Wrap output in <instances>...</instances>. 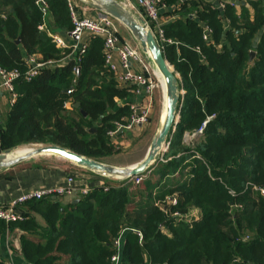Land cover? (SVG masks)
Instances as JSON below:
<instances>
[{
	"label": "trees",
	"instance_id": "obj_1",
	"mask_svg": "<svg viewBox=\"0 0 264 264\" xmlns=\"http://www.w3.org/2000/svg\"><path fill=\"white\" fill-rule=\"evenodd\" d=\"M46 1L54 28L69 32L67 0ZM242 2L239 12L192 4L162 25L171 40L163 54L185 92L163 159L139 183L106 179L67 202L30 199L18 204L22 220H0V233L18 231L27 263L111 264L122 235L119 264H264V196L252 188H264V2ZM0 10V67L23 74L41 64L14 83L0 152L39 143L99 161L114 154L107 132L130 107L116 101L127 92L103 65L102 39L93 37L79 54L38 29L46 17L35 0H0ZM200 129L196 145L183 142Z\"/></svg>",
	"mask_w": 264,
	"mask_h": 264
},
{
	"label": "built area",
	"instance_id": "obj_2",
	"mask_svg": "<svg viewBox=\"0 0 264 264\" xmlns=\"http://www.w3.org/2000/svg\"><path fill=\"white\" fill-rule=\"evenodd\" d=\"M35 4L43 10V18L46 17V9L48 3L46 0H35ZM71 21L73 28L67 32L69 37L77 35L78 38L84 33H89L92 37H99L102 39V53L103 65L106 70L111 73L114 78L124 87L134 88L135 93L144 92L145 99L141 102L130 103V114L122 117L119 121H115V128L109 130L107 135L112 144L121 146L122 141L119 139L120 133L131 132L135 128L144 126L148 123L149 116L151 115L154 107V93L160 82L155 73V66L150 57L142 53L137 47L132 46L129 42L120 38L116 28V20L109 15L102 14L96 20L80 17L75 5L71 0H67ZM123 6L138 7L140 16L144 20L146 27L152 32L155 40L159 46L170 43L171 40L165 38L163 31L162 11L166 8L165 0H133V3H123ZM0 18H5V14L0 10ZM38 29L46 31L51 40L60 48H72V51H79L82 54L87 47L86 43L69 44L65 38L50 31L45 21L38 25ZM211 36V28L207 25L203 26L202 38L209 40ZM77 38V40H78ZM33 61V59H31ZM35 67H30L25 73L22 74L20 70L4 69L0 67V88L7 91L10 95V105L16 99L14 90V83L16 80L23 78L29 80L37 72V68L41 66L35 63ZM68 103H65L67 107ZM121 130V131H120ZM166 149L168 143L165 145ZM162 160V158H161ZM149 172L134 176L130 178L135 183H139ZM264 196V188H256ZM91 188L83 186L77 191L74 185V178L67 176L63 183L54 187H45L36 189L13 199L8 205L0 206V220L6 223L20 221L23 219L22 210L18 204L30 200L40 199L46 196H74L76 194H86ZM170 203L175 204L176 199L172 197ZM116 253L111 257V264L120 263L121 244L119 237L115 241ZM6 264H13L8 262Z\"/></svg>",
	"mask_w": 264,
	"mask_h": 264
},
{
	"label": "crops",
	"instance_id": "obj_3",
	"mask_svg": "<svg viewBox=\"0 0 264 264\" xmlns=\"http://www.w3.org/2000/svg\"><path fill=\"white\" fill-rule=\"evenodd\" d=\"M75 5L76 10L80 17H86L93 20L98 19L102 16V12L92 8L91 6L84 3L82 0H71ZM122 5L125 2L133 3V0H117ZM166 1V0H165ZM264 2V0H262ZM242 3H245L243 0ZM192 4L198 6L199 9H204L209 4H214L220 10H223L224 6L229 4L233 5L236 10L239 12V0H178L176 3H166V8L162 11V21L163 24L172 22L176 19H180L181 15L178 13L180 10L185 9ZM250 12H252L251 7L246 4ZM129 12L135 16H140V10L138 7H125ZM195 12H193L192 16ZM226 23V20H225ZM45 24L47 28L53 33L58 34L59 36L65 38L69 44H80L86 43L87 46L90 43V40L93 38L89 33H84L81 35L78 40L69 37L67 32L57 31L53 25L52 16L48 13L45 18ZM118 34L121 39L129 42L134 40L130 31L120 22L116 20L115 22ZM205 26L204 23L201 24ZM257 40V39H256ZM110 74V77L114 80L115 86L118 88H123L127 92V96L124 100L117 99L118 103H136L141 102L145 99L144 92L135 93L134 88L124 87L120 84L114 76ZM161 83V81H159ZM163 84L161 83V91L164 97ZM10 95L7 91L0 88V130L3 127L5 116L10 109ZM154 108V107H153ZM153 113V111H152ZM151 113V114H152ZM146 125L135 128L131 132L120 133L119 139L122 141L121 147L126 148L131 140H134L137 135L144 129ZM55 159L57 158L54 156ZM68 161V160H65ZM24 163V162H23ZM15 164L9 168L0 169V206L8 205L13 199L25 194L27 192L41 189L45 187H54L63 183L64 179L67 176H72L74 178V185L79 192L80 188L87 186L89 188H95L104 185L105 178L103 176L86 170L85 168L79 167L76 164L68 161L67 164L60 166H46L44 163H35L24 166H19ZM73 169V170H71ZM18 231L6 229L4 232L0 233V260L5 263L11 262L13 264H29L27 263L21 255L20 244L18 240ZM122 235L119 237V242L122 248Z\"/></svg>",
	"mask_w": 264,
	"mask_h": 264
},
{
	"label": "water",
	"instance_id": "obj_4",
	"mask_svg": "<svg viewBox=\"0 0 264 264\" xmlns=\"http://www.w3.org/2000/svg\"><path fill=\"white\" fill-rule=\"evenodd\" d=\"M82 1L92 8L99 10L103 14L111 16L123 24L130 31L138 49L150 57L154 66L162 74L165 83L164 117L156 129L144 157L138 162L126 167H117L107 164L102 161L78 154L60 145L47 144L32 148L29 152L22 155L13 156L11 150L0 152V169L13 166L36 155L53 154L68 160L79 167L85 168L86 170L104 177L130 179L150 170L151 166L155 162L156 155L161 150L163 152L166 151V146L164 145L168 143L167 138L170 136V133L173 132L179 119L177 110V104L180 95L177 83L178 74L174 71V67L166 60L162 48L155 40L152 32L146 27L144 20L141 17L131 14L129 10H127L125 6H123L117 0ZM72 37L75 39L78 38V36L75 34L72 35ZM18 41L19 39L17 42ZM250 55L252 57L254 52L250 51ZM35 66L36 64L33 63L32 67ZM76 71L77 74H79V68H77ZM71 90L72 87L65 91L69 93ZM74 106L78 107L79 103H74ZM83 115H85L84 112ZM90 131H93V129H90ZM54 197L55 196H53V198Z\"/></svg>",
	"mask_w": 264,
	"mask_h": 264
},
{
	"label": "rangeland",
	"instance_id": "obj_5",
	"mask_svg": "<svg viewBox=\"0 0 264 264\" xmlns=\"http://www.w3.org/2000/svg\"><path fill=\"white\" fill-rule=\"evenodd\" d=\"M129 43L132 46L137 47L134 40L129 41ZM160 85H161V83H160ZM179 91H180L181 95H183L185 92L183 89H180ZM163 103H164V97H163V94L161 91V86H158L155 90V93H154L153 113L149 116L148 123L146 124L144 129L139 133V135H137V137H135L134 140H131V142L129 143V145L126 148H122L121 146L118 147V145L113 144L117 151L112 155H109V156L102 158V162L107 163V164H111V165H114L117 167H126V166L132 165V164L138 162L139 160H141L144 157V155H145V153H146V151L150 145L151 139H152V137H153L158 125H159V122L162 118ZM67 106H69V104H67ZM197 132L198 133H196V132L195 133H184L183 138H182L183 142L185 144H187L188 146H191V147L196 145L201 140V135H200L201 129ZM40 145H46V144L30 143V144H26V145H21L19 147H14V148H11L8 150H11L12 154L15 152V150H18L14 153V155H20V154H24L29 149L35 148V147L40 146ZM1 152H3V151H1ZM163 153L164 152L161 150L156 155V157H155L156 159H155V162L153 163V165H155L157 161L161 160V158L163 159V157H162ZM54 156H56V155H53V154L36 155V156H33L31 158H28L26 160L19 162L20 163L19 166H21V165L26 166V165H29V164L31 165V164H35V163H44V165L50 166V167H52V166L53 167L54 166H60L61 167L62 165L67 164L68 161H65V159L62 158V159H59V161H58V159H55ZM57 158H61V157H57ZM19 163H17V164H19ZM7 168H9V167H7ZM71 170H73V169H71ZM103 178H105V180L110 179L112 181L126 180V179H119L116 177H104L103 176ZM252 188L255 189L254 187H252ZM175 196H176V194L172 197H175ZM73 197L74 196H61L60 200L63 202H65V201L67 202L70 200V198H73ZM172 197L169 198V200H168L169 202H170V199ZM193 214H195V213H193Z\"/></svg>",
	"mask_w": 264,
	"mask_h": 264
},
{
	"label": "bare ground",
	"instance_id": "obj_6",
	"mask_svg": "<svg viewBox=\"0 0 264 264\" xmlns=\"http://www.w3.org/2000/svg\"><path fill=\"white\" fill-rule=\"evenodd\" d=\"M155 73H156V75H157V78L159 79V81H161V83L163 84V89H164V92H165V83H164V79H163V76H162V74L159 72V70L155 67ZM164 111H165V93H164V103H163V115H162V118H161V120H160V122H159V124L161 123V121H162V119H163V117H164ZM32 149V148H31ZM31 149H29L27 152H29ZM16 151H18V150H15V152ZM14 152V153H15ZM27 152H25V153H27ZM14 153L12 154L13 156H14ZM24 153V154H25ZM20 155H22V154H20Z\"/></svg>",
	"mask_w": 264,
	"mask_h": 264
}]
</instances>
